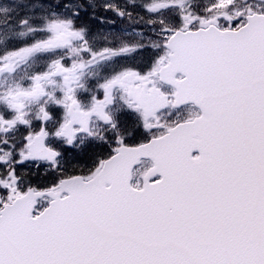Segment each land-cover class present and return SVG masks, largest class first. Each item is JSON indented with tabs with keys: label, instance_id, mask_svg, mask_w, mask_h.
I'll return each mask as SVG.
<instances>
[{
	"label": "water",
	"instance_id": "95a60500",
	"mask_svg": "<svg viewBox=\"0 0 264 264\" xmlns=\"http://www.w3.org/2000/svg\"><path fill=\"white\" fill-rule=\"evenodd\" d=\"M165 48L164 71L183 77L165 82L174 106L193 105L201 118L135 151L154 164L142 191L126 186L116 197L102 180L74 179L61 186L64 199L45 195L52 202L35 219L43 195L6 206L0 264H65L71 254L72 264H264V132L242 145L231 130L241 127L233 117L264 124V16L236 31L176 32ZM78 238L91 247L72 248Z\"/></svg>",
	"mask_w": 264,
	"mask_h": 264
},
{
	"label": "rangeland",
	"instance_id": "374dc122",
	"mask_svg": "<svg viewBox=\"0 0 264 264\" xmlns=\"http://www.w3.org/2000/svg\"><path fill=\"white\" fill-rule=\"evenodd\" d=\"M0 1L10 6L14 22L13 25L7 26L8 11L0 7V44L14 35L21 39L20 48L5 50L0 55V107L2 106L0 135L7 136L8 133L17 131L19 124L28 131L27 137L21 138V148L17 143L12 148H7L8 146L4 144L0 145V205L10 203L18 197L21 190L18 185L20 182L18 174L21 170L17 171L16 167L12 170V175H8L6 171L10 163L29 166L28 146L41 135L49 140L52 147L59 138L66 140L69 116L67 104L68 99L72 102L70 93L73 92L66 88L67 81L73 73L72 69L66 67L67 54H64L66 50L68 51L69 41L73 42L79 56L91 62L89 66L92 67L87 72L96 77L103 87L107 88L112 82L123 81L125 78L126 73L122 71L114 75L111 63L117 56L127 57L133 54L136 44L115 41L111 29L100 30L101 33L96 34L91 42L85 39L83 32L80 31L82 24L87 29H91L96 24L106 25V21L115 25L122 20L145 33L153 42H146L145 47L150 46V49H153L161 47L160 43H164L172 32L189 30L195 21H200L201 26L219 23L223 29L232 26L235 29L243 24L244 15H247L248 11L257 12L261 9V0H89L92 4L99 3L103 8L97 9L99 13L92 11V15L86 16L85 21L77 19L72 22L68 16L69 11L66 10L68 0H50L52 6L50 8L29 10V14L22 18L29 21V24L21 27V0ZM27 2L34 4L36 0H27ZM201 3L205 6H200L202 10L195 12V7L198 8ZM71 4L80 11L76 1L72 0ZM169 9L174 10L171 13H178L180 27L175 28L176 23L171 16L167 19L164 16L158 17L160 11L165 12ZM48 10L52 12L47 13ZM71 10V13L74 12L72 6ZM104 10L118 16H112ZM43 13L47 14L43 15ZM47 17L52 19L48 22L44 20ZM70 21L76 23L77 27L71 25ZM134 33L138 32L134 30ZM55 49H58L59 54L63 56L58 59L46 58L44 61L41 59V57H49L50 51ZM152 53L148 55V61L157 62L166 57L164 52L159 53V59L156 51ZM76 65L75 62L74 67ZM79 78L80 73L77 75L74 73L75 86ZM141 112L142 114L136 115L126 106L121 108L123 121L132 125L133 135L138 138L155 134L153 130H157V125L166 124L163 118L153 121L150 117L154 113L152 110L149 111L150 116L143 110ZM118 133L123 132L118 131ZM37 154L42 153L38 151ZM56 167L57 165L46 168L55 171Z\"/></svg>",
	"mask_w": 264,
	"mask_h": 264
},
{
	"label": "flooded vegetation",
	"instance_id": "af4514ba",
	"mask_svg": "<svg viewBox=\"0 0 264 264\" xmlns=\"http://www.w3.org/2000/svg\"><path fill=\"white\" fill-rule=\"evenodd\" d=\"M260 3V11H248L247 15H264V0H261ZM70 4L71 1L66 6V10L69 11L68 16H70L72 22L77 19H86V16H89L84 11L74 10L71 13V6L73 8L74 6L72 4L70 6ZM44 7L50 8L52 6L46 2ZM51 12L52 10H48L47 13ZM47 13H43V15ZM107 13L118 16L111 12ZM247 15H244L243 20L246 19ZM46 19L51 20L52 18L47 17ZM71 25L76 26L77 24L71 23ZM101 28L111 29L113 39L117 42L135 43L136 49L133 54L127 57L117 56L111 63L114 75L120 71L126 73V75L123 81L112 82L105 88L96 77L89 75L87 72L92 67L89 66L91 62L77 54L73 42L69 41L67 44L66 67L73 70L66 85L68 91H73L70 93L72 102L68 99L67 104L69 107V116L67 117L68 134L66 140L59 138L54 147H52V144L50 145L49 140L47 141L48 147L58 155L56 164L60 167L54 172L64 175L63 180L74 177H82L86 181L91 180L100 171L104 163L112 158L119 149L137 148L145 145L155 138L166 135L170 129L180 124L192 122L200 116L199 111L191 107L173 109L174 90L162 83L159 77L160 69L168 64V54L163 48V43L162 47L158 48L145 47L146 42L153 43L150 38L134 26L129 28L122 20L115 25L106 21V25L97 26L96 24L92 29H87L82 24L80 31L83 32L85 39L92 42L96 34L102 30ZM134 30L138 33H134ZM155 51L158 59L159 53L162 52L165 53L166 57L157 62L148 61V55L153 54L152 52ZM160 58H162L161 55ZM75 62L77 63L76 67H74ZM74 73L76 75L80 73L77 86H75V81L73 83ZM175 78L177 80L182 79L181 76ZM145 104H148L150 108H160V110L150 116L145 112L147 107ZM123 106H126L130 112L133 110L136 115L137 113L142 114L141 110H143L146 115L153 118V121L163 118L167 125L159 124L157 130H153L155 134L138 138L133 135L132 125L125 124L123 121L121 115ZM249 121L248 115H245L236 122H239L238 124L243 128L248 125ZM118 131L123 133H118ZM19 133L21 139V127ZM29 161L31 162L29 166H21V181L30 186L40 187L41 180H39L37 169L33 165L35 162L31 159ZM151 168L152 163L150 161H141L133 171L134 181L140 180L141 182ZM49 174L51 181L43 186L42 190L44 191L40 192L57 195L58 190L52 181V174L50 172ZM156 181L158 179L154 178L151 182ZM39 190L40 188L33 191L39 192ZM44 204H46V200H40L38 202L39 208L42 209Z\"/></svg>",
	"mask_w": 264,
	"mask_h": 264
},
{
	"label": "trees",
	"instance_id": "16d2710c",
	"mask_svg": "<svg viewBox=\"0 0 264 264\" xmlns=\"http://www.w3.org/2000/svg\"><path fill=\"white\" fill-rule=\"evenodd\" d=\"M25 1H27V0H25ZM42 0H38L37 1V3H40ZM205 3H208L207 1H205ZM6 3H4L3 1H0V5L1 6H3V5H5ZM200 6H205L204 4H199L198 5V8H196L195 6V12H200V10H202V7H200ZM7 11H8V13H7V16H9V18L6 20V24H7V26L9 27V26H11V25H13L14 24V22H13V20H12V17H11V9L9 10L8 8H7ZM174 10H169V11H165V12H163V11H161L160 12V14L158 15V17H161V16H164V18L165 19H167L169 16H171V18L173 19V21H175V23H176V26H175V28H178V27H180V25H181V21H180V19L177 17L178 16V13H171V12H173ZM162 14H164V15H162ZM196 16V15H195ZM157 17V18H158ZM133 17H131V19H132ZM156 18V19H157ZM134 22V21H133ZM200 21H195L194 22V24L191 26V28L192 29H197L198 27H199V25H200ZM171 29H174V28H171ZM13 35H14V33H13ZM39 38H41V36L39 37ZM21 47V39H19V38H17L15 35L13 36V37H11V38H7V39H5V41L2 43V44H0V55H2L4 52H5V50H10V49H12V50H16V49H18V48H20ZM15 137V141L16 142H18L19 141V138H18V136L17 135H15L14 136ZM18 140V141H17ZM16 144V143H15ZM16 149H18V148H16ZM37 174L39 175V176H43V175H47V174H45V173H43V171L42 170H37Z\"/></svg>",
	"mask_w": 264,
	"mask_h": 264
},
{
	"label": "bare ground",
	"instance_id": "6f19581e",
	"mask_svg": "<svg viewBox=\"0 0 264 264\" xmlns=\"http://www.w3.org/2000/svg\"><path fill=\"white\" fill-rule=\"evenodd\" d=\"M101 29H102V28H101ZM102 31H103V30H102ZM99 32H100V31H99ZM99 32H98V33H99ZM100 33H101V32H100Z\"/></svg>",
	"mask_w": 264,
	"mask_h": 264
}]
</instances>
